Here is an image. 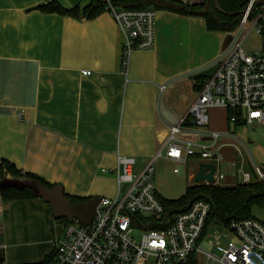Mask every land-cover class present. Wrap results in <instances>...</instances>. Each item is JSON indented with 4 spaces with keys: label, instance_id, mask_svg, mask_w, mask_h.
I'll use <instances>...</instances> for the list:
<instances>
[{
    "label": "crops",
    "instance_id": "obj_1",
    "mask_svg": "<svg viewBox=\"0 0 264 264\" xmlns=\"http://www.w3.org/2000/svg\"><path fill=\"white\" fill-rule=\"evenodd\" d=\"M49 1L88 2L0 0V159L66 196L112 197L117 156L140 171L184 119L194 77L212 74L231 38L208 31L201 16L157 10L153 46L132 51L124 73L122 32L108 11L77 18L36 8ZM207 114L212 131V107ZM68 223L40 198L0 196V258L42 261Z\"/></svg>",
    "mask_w": 264,
    "mask_h": 264
},
{
    "label": "built area",
    "instance_id": "obj_2",
    "mask_svg": "<svg viewBox=\"0 0 264 264\" xmlns=\"http://www.w3.org/2000/svg\"><path fill=\"white\" fill-rule=\"evenodd\" d=\"M99 1L122 32L120 67L126 73L131 52L154 44L156 10L117 8L109 0ZM251 30L259 37L258 47L245 52L241 43ZM231 34L230 45L196 91L184 119L169 126L163 144L139 172L133 173L132 158L117 156L116 194L100 198L87 225L76 219L66 225L63 236L54 241L49 264H264L263 220L253 216L227 225H207V202L194 200L186 210L174 212L163 205L153 183L155 161L160 158L173 161L175 173L186 167L189 158L212 164V183L206 184H226L221 170L225 161L235 168L234 182L229 183L264 182V154L260 162L250 155L245 163L250 172L244 171L246 142L207 129L211 107L224 109L227 124L234 128L264 127V0H247ZM228 135L238 142L236 160L226 156L227 144L218 142Z\"/></svg>",
    "mask_w": 264,
    "mask_h": 264
},
{
    "label": "trees",
    "instance_id": "obj_3",
    "mask_svg": "<svg viewBox=\"0 0 264 264\" xmlns=\"http://www.w3.org/2000/svg\"><path fill=\"white\" fill-rule=\"evenodd\" d=\"M117 8L166 10L190 16L204 18L208 31L232 33L242 16L247 5V0H199L195 3H186L182 0H109ZM41 11L57 12L77 18H91L105 10V3L99 0H88L83 6L65 9L55 1H49L36 6ZM209 75L200 74L194 77L195 90H199L202 83ZM26 177L35 179L47 188L42 179L28 173H20L9 162L0 159V180L5 177ZM3 199H24L34 197L28 188L15 187L0 188ZM66 196V195H65ZM72 203L84 202L88 199L72 198L66 196ZM201 199L208 203L209 214L207 225L216 223L227 225L231 221L253 217L252 209L264 208V182L250 181L234 185H215L206 183H192L185 186L184 193L176 199H163L161 202L167 209L174 212L184 211L194 200ZM154 228V227H150ZM52 254L47 255L42 261L23 264H49ZM0 264H4L0 258Z\"/></svg>",
    "mask_w": 264,
    "mask_h": 264
},
{
    "label": "rangeland",
    "instance_id": "obj_4",
    "mask_svg": "<svg viewBox=\"0 0 264 264\" xmlns=\"http://www.w3.org/2000/svg\"><path fill=\"white\" fill-rule=\"evenodd\" d=\"M228 35L232 39V34L230 33H220V39L223 40L225 36ZM259 37L251 30L244 37L241 47L245 52H251L258 47ZM219 44L218 49H221ZM219 50V51H220ZM223 51V50H222ZM222 51L218 52L222 53ZM226 51V50H225ZM224 51V52H225ZM223 52V53H224ZM222 53V54H223ZM221 57H219L220 59ZM218 59V60H219ZM215 67L213 68V70ZM212 70V71H213ZM209 119L212 121V131H218L220 133L232 134L239 139L243 140L247 144V150L243 149L242 158L244 160V165L242 166L244 171H249L246 160L250 159V155L256 162H260L263 159L264 154V127L256 124H247L242 126H237L234 128V125L227 124V114L226 111L222 108H212V117L209 116ZM219 143L227 144L224 147L225 154L229 159L236 160L238 158L236 154V145L237 140L232 136H221L218 140ZM242 147L240 148V150ZM197 159L189 158L188 164L183 168L180 173L173 172V168L176 167V164L170 160H164L163 158L157 159L155 161V176L153 179L154 187L159 196L163 199H176L184 193L185 186L187 184L194 183L193 175L196 172V165L198 164ZM221 170L224 172L225 178L222 184L224 185H234L237 183L234 182V176L232 172L235 168L230 167V164L225 162L221 163ZM221 185V186H222ZM127 184H122L121 188L124 190ZM252 215L255 218L264 221V208H254L252 209ZM219 228V226H217ZM137 236V234H135Z\"/></svg>",
    "mask_w": 264,
    "mask_h": 264
},
{
    "label": "water",
    "instance_id": "obj_5",
    "mask_svg": "<svg viewBox=\"0 0 264 264\" xmlns=\"http://www.w3.org/2000/svg\"><path fill=\"white\" fill-rule=\"evenodd\" d=\"M212 164L200 162L194 174L195 183H212ZM15 187L28 188L34 197L48 203L54 218H66L68 222L76 219L81 225H87L92 220L100 197H94L80 203H72L63 193L62 187L55 185L45 187L35 179L26 177H5L0 180V188Z\"/></svg>",
    "mask_w": 264,
    "mask_h": 264
}]
</instances>
